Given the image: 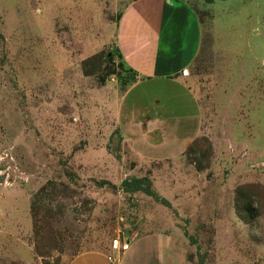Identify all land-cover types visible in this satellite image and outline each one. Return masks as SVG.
Listing matches in <instances>:
<instances>
[{
    "label": "rangeland",
    "instance_id": "1",
    "mask_svg": "<svg viewBox=\"0 0 264 264\" xmlns=\"http://www.w3.org/2000/svg\"><path fill=\"white\" fill-rule=\"evenodd\" d=\"M131 1L0 0V264L112 255L118 234L156 230L185 264H264V0L193 1L194 83L123 61L108 40ZM133 178L157 199L124 190Z\"/></svg>",
    "mask_w": 264,
    "mask_h": 264
},
{
    "label": "crops",
    "instance_id": "2",
    "mask_svg": "<svg viewBox=\"0 0 264 264\" xmlns=\"http://www.w3.org/2000/svg\"><path fill=\"white\" fill-rule=\"evenodd\" d=\"M193 1L132 0L128 10L118 12L108 41L118 38L115 43L118 54L136 77L169 82L175 77L190 79L192 83L199 80L202 72H194L192 68L203 49L206 28L192 6ZM101 44L98 42V46ZM137 239L145 243V248L138 250ZM182 244L171 234L156 230L132 236L128 248L115 254L114 260L107 259L109 251L92 250L77 254L66 264H185L192 256L188 249L181 248Z\"/></svg>",
    "mask_w": 264,
    "mask_h": 264
},
{
    "label": "trees",
    "instance_id": "3",
    "mask_svg": "<svg viewBox=\"0 0 264 264\" xmlns=\"http://www.w3.org/2000/svg\"><path fill=\"white\" fill-rule=\"evenodd\" d=\"M209 1L211 0H207V2ZM202 156L207 157L208 155H205L204 153ZM192 161L195 162L196 166L199 169L204 166V164H202L200 160L196 161L193 159ZM143 180H141L140 178H133L131 180L125 179L122 182V188L126 191L132 192L142 191L145 194L154 197L155 193L150 189L149 183H143ZM251 186L253 185L240 184L235 188L234 206L239 215H241L242 212H246L247 214H249V217L254 218V213L252 212L251 205L253 202H257V198L254 196L255 194L252 195V193L249 191L251 190ZM162 203H164L165 205L169 204L165 199H162Z\"/></svg>",
    "mask_w": 264,
    "mask_h": 264
},
{
    "label": "built area",
    "instance_id": "4",
    "mask_svg": "<svg viewBox=\"0 0 264 264\" xmlns=\"http://www.w3.org/2000/svg\"><path fill=\"white\" fill-rule=\"evenodd\" d=\"M112 248L114 251H112V255H108V260H114L113 256L115 254L125 251L128 246L130 245V239L127 236H120L119 234L112 240Z\"/></svg>",
    "mask_w": 264,
    "mask_h": 264
}]
</instances>
